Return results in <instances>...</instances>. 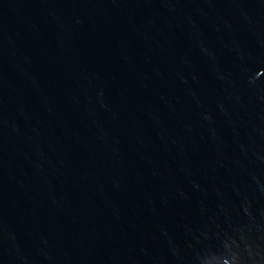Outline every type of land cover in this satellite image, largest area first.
Wrapping results in <instances>:
<instances>
[{
	"label": "water",
	"instance_id": "1",
	"mask_svg": "<svg viewBox=\"0 0 264 264\" xmlns=\"http://www.w3.org/2000/svg\"><path fill=\"white\" fill-rule=\"evenodd\" d=\"M0 264H264V0H0Z\"/></svg>",
	"mask_w": 264,
	"mask_h": 264
}]
</instances>
